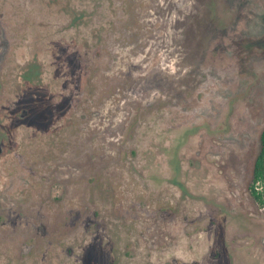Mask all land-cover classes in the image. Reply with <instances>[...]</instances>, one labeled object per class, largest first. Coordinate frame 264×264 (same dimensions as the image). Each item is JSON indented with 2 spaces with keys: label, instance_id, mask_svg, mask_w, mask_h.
<instances>
[{
  "label": "rangeland",
  "instance_id": "1",
  "mask_svg": "<svg viewBox=\"0 0 264 264\" xmlns=\"http://www.w3.org/2000/svg\"><path fill=\"white\" fill-rule=\"evenodd\" d=\"M263 128L264 0H0V264H264Z\"/></svg>",
  "mask_w": 264,
  "mask_h": 264
},
{
  "label": "trees",
  "instance_id": "2",
  "mask_svg": "<svg viewBox=\"0 0 264 264\" xmlns=\"http://www.w3.org/2000/svg\"><path fill=\"white\" fill-rule=\"evenodd\" d=\"M249 194L259 209H264V128L259 137V151L254 160Z\"/></svg>",
  "mask_w": 264,
  "mask_h": 264
},
{
  "label": "flooded vegetation",
  "instance_id": "3",
  "mask_svg": "<svg viewBox=\"0 0 264 264\" xmlns=\"http://www.w3.org/2000/svg\"><path fill=\"white\" fill-rule=\"evenodd\" d=\"M39 63V62H38ZM40 65H41V67H40ZM36 68L33 70L34 71V73H36L37 74V77H41V74H43V72H42V69H43V67H42V64H36V66H35ZM31 73V72H30ZM32 74V73H31ZM27 81H29V80H27ZM30 82V81H29ZM28 116V114H27V112L26 111H24V112H22V114H21V117L22 118H26ZM1 150V149H0Z\"/></svg>",
  "mask_w": 264,
  "mask_h": 264
}]
</instances>
